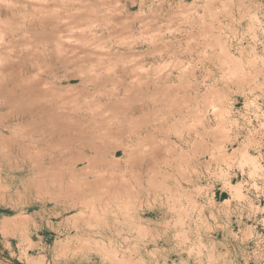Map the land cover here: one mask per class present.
Instances as JSON below:
<instances>
[{"label": "rangeland", "instance_id": "rangeland-1", "mask_svg": "<svg viewBox=\"0 0 264 264\" xmlns=\"http://www.w3.org/2000/svg\"><path fill=\"white\" fill-rule=\"evenodd\" d=\"M0 264H264V0H0Z\"/></svg>", "mask_w": 264, "mask_h": 264}, {"label": "bare ground", "instance_id": "bare-ground-1", "mask_svg": "<svg viewBox=\"0 0 264 264\" xmlns=\"http://www.w3.org/2000/svg\"><path fill=\"white\" fill-rule=\"evenodd\" d=\"M58 53V52H57ZM230 63V62H229ZM237 67V66H236ZM235 67V68H236ZM239 68V67H238ZM145 69V68H144ZM240 69V68H239ZM140 71H141V69H140ZM139 71V72H140ZM144 72V71H143ZM142 71H141V74L143 73ZM108 74V73H107ZM145 74V73H144ZM91 75V74H90ZM130 75V74H129ZM108 76V75H107ZM140 76H143V75H140ZM74 77H78L77 75H74ZM92 77V76H91ZM149 77V76H148ZM146 78V77H145ZM144 78V79H145ZM150 78V77H149ZM146 80V79H145ZM68 81V80H67ZM80 82H81V80H80ZM149 82V81H148ZM81 84V83H80ZM111 84V83H110ZM82 86H83V84H82ZM120 88V87H119ZM123 88V87H122ZM126 90V89H125ZM124 91V90H123ZM122 91V92H123ZM134 91V90H133ZM158 91V90H157ZM98 93H99V91H98ZM127 93H128V90H127ZM124 94V93H123ZM146 94V93H145ZM127 96H128V94H126ZM125 95V96H126ZM130 95V94H129ZM143 95V94H142ZM107 96V95H106ZM113 96V95H112ZM131 96V95H130ZM134 96V95H133ZM115 97V96H114ZM124 97V96H123ZM39 100V99H38ZM58 100V99H57ZM127 100H128V98H127ZM126 100V101H127ZM143 100V99H142ZM18 102V101H17ZM44 102V101H43ZM130 102V101H129ZM53 103V102H52ZM60 103V102H59ZM65 103V102H64ZM138 103V102H137ZM136 103V104H137ZM15 104H17V103H15ZM45 104H47V103H45ZM45 104H43V106L45 105ZM120 104V103H119ZM127 104V103H126ZM135 104V103H134ZM139 104V103H138ZM140 104H141V102H140ZM148 104V103H147ZM59 105V104H58ZM101 105V104H100ZM102 105H105V104H102ZM110 105V104H109ZM129 105V104H128ZM50 106V105H49ZM98 106V105H97ZM131 106V105H130ZM138 107H140L139 105H137ZM40 107H42V104H41V106ZM45 108L47 107L48 108V106L46 105V106H44ZM111 107H112V105H111ZM128 107V106H127ZM45 108H41L43 111H44V109ZM99 108L102 110V108L99 106ZM114 108V107H113ZM38 109V108H37ZM40 109V110H41ZM96 109H98V107L97 108H95V110ZM104 109V108H103ZM125 109V108H124ZM41 110V111H42ZM48 110V109H47ZM105 110V109H104ZM110 110V109H109ZM112 110V109H111ZM126 110V109H125ZM51 111V110H50ZM57 111V110H56ZM60 111V110H59ZM130 111V110H129ZM132 111V110H131ZM40 112V111H39ZM104 112V111H103ZM103 112H100V114H102ZM109 112V111H108ZM118 112V111H117ZM128 112V111H127ZM28 113V112H27ZM44 113V112H43ZM56 113V112H55ZM63 113V112H62ZM105 113H106V111H105ZM110 113H111V111H110ZM122 113V112H121ZM29 114V113H28ZM37 114V113H36ZM64 114V113H63ZM98 114H99V112H98ZM129 114V113H128ZM39 115V114H38ZM43 115V114H42ZM65 115H66V113H65ZM107 115V114H106ZM125 115V114H124ZM132 115V114H131ZM123 116V115H122ZM126 116V115H125ZM111 117V116H110ZM114 117H116V116H114ZM130 117V116H129ZM58 118H60V117H58ZM88 118V117H87ZM122 118V117H121ZM65 119H66V121H67V117H65ZM127 119V118H126ZM60 120H62V119H60ZM75 120H76V118H75ZM83 120V119H82ZM91 120V119H90ZM99 120V119H98ZM109 120H110V118H109ZM125 120V119H124ZM157 120V119H156ZM155 120V121H156ZM104 121V120H103ZM123 121V120H122ZM59 122V121H58ZM63 122H64V120H63ZM62 122V123H63ZM75 122H77V120L75 121ZM85 122V121H84ZM83 122V123H84ZM143 122H145V121H143ZM22 123V122H21ZM60 123V122H59ZM66 123V122H65ZM67 123H68V121H67ZM74 124V122H71V124ZM77 123H79V122H77ZM94 123H95V121H94ZM123 123V122H122ZM125 123V122H124ZM128 123V122H127ZM20 124V123H19ZM72 124V125H73ZM85 124H86V122H85ZM100 124V123H99ZM114 124H116V123H114ZM130 124V123H129ZM140 124H142L141 122H140ZM143 124H145V123H143ZM148 124V123H147ZM84 125V124H83ZM124 125V124H123ZM133 125V124H132ZM57 126V125H56ZM55 126V127H56ZM65 126V125H64ZM69 126V125H68ZM67 126V127H68ZM97 126V125H96ZM105 126V125H104ZM103 126V127H104ZM15 127V126H14ZM58 127V126H57ZM77 127V126H76ZM85 127V126H84ZM107 127H112V126H107ZM122 127V126H121ZM52 128V127H51ZM86 128V127H85ZM87 128H89V127H87ZM91 128V127H90ZM89 128V129H90ZM39 129V128H38ZM42 129V125H41V128H40V130ZM60 130H61V128H59ZM68 129H70V128H68ZM73 129V128H72ZM99 129V128H98ZM97 129V130H98ZM102 129V128H101ZM104 129L106 130V127H104ZM121 129V128H120ZM80 129H78V131H79ZM94 130V129H93ZM119 130V129H118ZM130 131H134V129H129ZM141 130H142V128H141ZM87 131V130H86ZM92 131V130H91ZM116 131V130H115ZM140 131V130H139ZM38 132H40V131H38ZM56 132H57V130H56ZM66 132H67V130H66ZM35 133V132H34ZM58 133V132H57ZM79 133H80V131H79ZM111 133H112V131H111ZM138 133V132H137ZM39 134V133H38ZM37 134V135H38ZM43 134V133H42ZM47 134V133H46ZM49 134V133H48ZM72 134V133H71ZM139 134V133H138ZM55 135V134H54ZM53 135V136H54ZM113 135H115V133L113 132ZM77 136V135H76ZM80 136V135H79ZM116 136H118V135H116ZM42 137V136H41ZM51 137V136H50ZM55 137V136H54ZM82 137V136H81ZM100 137V136H99ZM113 136H110V138H112ZM129 137V136H128ZM76 138V137H75ZM79 138V137H78ZM83 138V137H82ZM81 138V139H82ZM98 138V137H97ZM105 138V137H104ZM106 138H107V136H106ZM130 138V137H129ZM128 138V139H129ZM51 139V138H50ZM73 139H74V137H73ZM80 139V138H79ZM85 139V138H84ZM117 139V138H116ZM53 140V139H52ZM77 140V139H76ZM96 140V139H95ZM136 140V139H135ZM51 141V140H50ZM57 141V140H56ZM61 141V140H60ZM90 141V140H89ZM111 141V140H110ZM145 141V140H144ZM67 142V141H66ZM69 142V141H68ZM117 142H119V141H117ZM116 142V143H117ZM63 143V142H62ZM87 143H89V142H87ZM92 142H90L89 144H88V150L89 151H95L96 149H97V147H96V145L95 144H91ZM100 144H101V142H99ZM109 143V142H108ZM141 143V142H140ZM51 144H54V143H51ZM51 144H49L50 146H51ZM71 144V143H70ZM105 144V143H104ZM103 144V145H104ZM115 144V143H114ZM55 145H57V144H55ZM63 145V144H62ZM124 145V144H123ZM72 146V145H71ZM127 146V145H126ZM26 147V146H25ZM58 147V146H57ZM63 147V146H62ZM65 147V146H64ZM109 147L111 148V146L109 145ZM48 148V147H47ZM59 148H60V146H59ZM55 149H57V151L59 150L58 148H55ZM71 149V148H70ZM77 149H79V148H77ZM99 149V148H98ZM26 150V149H25ZM53 150V149H52ZM68 150V149H67ZM79 150H81V151H83L82 149H79ZM86 150V149H85ZM132 150V149H131ZM103 152V151H102ZM244 152V151H243ZM28 153V152H27ZM51 153H54V151L53 152H51ZM58 153H59V151H58ZM61 153H62V151H61ZM70 153V152H69ZM78 153V152H77ZM85 153V152H84ZM118 153H120V155L122 156V157H124V156H127V155H129V151H128V149H126L125 147H123V146H121V145H117V146H115L113 149H112V155H113V162H115V164H117L118 162L120 163V161L122 160V158L120 157V158H115L117 155H118ZM55 154V153H54ZM64 154V153H63ZM80 154V153H79ZM31 155H33L32 153H31ZM39 155H41V154H39ZM50 155V154H49ZM62 155V154H61ZM94 155V154H93ZM98 155V154H97ZM82 156H84V154L82 155ZM131 156V155H130ZM55 157V156H54ZM63 157V156H62ZM76 157V156H75ZM244 157V156H243ZM36 158V157H35ZM37 158H39V157H37ZM111 158V157H110ZM73 159H75V158H73ZM127 159H128V157H127ZM56 160H57V158H56ZM65 160V159H64ZM67 160H68V158H67ZM77 160V159H76ZM81 160L83 161V160H86V161H88V162H91V159L89 158V157H83V158H81ZM94 160H96V159H94ZM37 161V160H36ZM40 161V160H39ZM42 161V160H41ZM55 161V160H54ZM44 162V161H43ZM245 162H247V161H245ZM51 163V162H50ZM63 163V162H62ZM79 163V162H78ZM79 164H81V163H79ZM84 164V163H83ZM112 164V163H111ZM124 164V163H123ZM36 165H39V164H37L36 163ZM44 165V164H43ZM43 165H41L40 164V166H43ZM47 165V164H46ZM88 165V164H87ZM99 165H101V164H99ZM128 165V164H127ZM76 166V165H75ZM79 166V165H78ZM89 166V165H88ZM120 166V165H119ZM122 166V165H121ZM96 167H97V165H96ZM112 167H114V166H112ZM125 167H126V165H125ZM88 168V167H87ZM118 168V167H117ZM22 169V168H21ZM70 169H72V168H70ZM86 169V168H85ZM88 169H90L91 170V168L89 167ZM111 169V168H110ZM87 170V169H86ZM100 170H102V169H100ZM72 171H73V169H72ZM72 171H70V172H72ZM89 171V170H88ZM88 171H86V172H88ZM84 172H85V170H84ZM107 172V171H106ZM106 172H104V174L106 173ZM60 173V172H59ZM124 173V172H123ZM100 174V173H99ZM106 175V174H105ZM124 175V174H123ZM101 176H104V175H101ZM114 176V175H113ZM120 176V175H119ZM125 176V175H124ZM42 177V176H41ZM91 177V176H90ZM95 177H96V175H95ZM112 177V176H111ZM117 177H118V175H117ZM108 178V177H107ZM115 178V177H114ZM113 178V179H114ZM121 179L119 180V178L118 179H116V180H119V182L121 181V182H123V184H124V181H123V178L124 177H120ZM127 178V177H126ZM68 179V178H67ZM71 179V178H70ZM95 179V178H94ZM98 179L99 180H101L100 179V176H98ZM112 179V178H111ZM111 179H109V180H111ZM113 179H112V181H113ZM72 180V179H71ZM125 180H127V179H125ZM128 181V180H127ZM55 182V181H54ZM86 182V181H85ZM110 181H107V183H109ZM120 182V183H121ZM70 183H71V181H70ZM84 183V182H83ZM96 183V182H95ZM125 183H126V181H125ZM110 184V183H109ZM111 184H112V182H111ZM119 184V183H118ZM118 184H116V185H118ZM127 184V183H126ZM116 185L114 186V188L116 187ZM124 187H125V185H123ZM111 187V186H110ZM123 187V188H124ZM62 188V187H61ZM61 188H60V190H61ZM121 188V187H120ZM120 188H118L119 190H120ZM59 189V188H58ZM122 189V188H121ZM127 189V188H126ZM93 190V189H92ZM123 190V189H122ZM115 191V190H114ZM121 191V190H120ZM109 192H111V190L109 191ZM117 192V191H116ZM119 192V191H118ZM117 192V193H118ZM131 192H132V190H131ZM115 193V192H114ZM114 193H111V194H114ZM133 193V192H132ZM107 194H109V193H107ZM110 194V195H111ZM109 195V196H110ZM113 196V195H112ZM134 196V195H133ZM108 197V196H107ZM137 197V196H136ZM101 201V200H100ZM103 201H104V199H103Z\"/></svg>", "mask_w": 264, "mask_h": 264}]
</instances>
